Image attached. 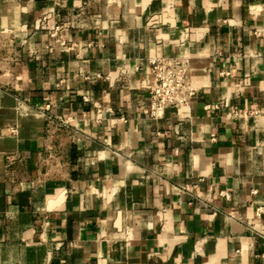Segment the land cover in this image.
Instances as JSON below:
<instances>
[{
    "label": "crops",
    "instance_id": "1",
    "mask_svg": "<svg viewBox=\"0 0 264 264\" xmlns=\"http://www.w3.org/2000/svg\"><path fill=\"white\" fill-rule=\"evenodd\" d=\"M263 114L264 0H0V264H264Z\"/></svg>",
    "mask_w": 264,
    "mask_h": 264
},
{
    "label": "built area",
    "instance_id": "2",
    "mask_svg": "<svg viewBox=\"0 0 264 264\" xmlns=\"http://www.w3.org/2000/svg\"><path fill=\"white\" fill-rule=\"evenodd\" d=\"M61 45H63L61 43ZM148 68L152 77V84L148 89L149 104L143 110V114L149 119L158 120L163 117L166 108H175L184 111L189 105L190 99L195 94V89L190 81L191 62L188 57L168 56L157 57L148 60ZM99 78L98 75H96ZM108 80V77H104ZM206 109H218V105L206 106ZM233 116L246 119L248 116H257L258 111L234 110ZM264 115V114H263ZM123 120V118H120ZM49 124L66 127L68 122L64 119H48ZM173 131H175L173 129ZM176 132V131H175ZM52 157L48 154V158ZM264 212L262 207L255 210L256 216Z\"/></svg>",
    "mask_w": 264,
    "mask_h": 264
}]
</instances>
